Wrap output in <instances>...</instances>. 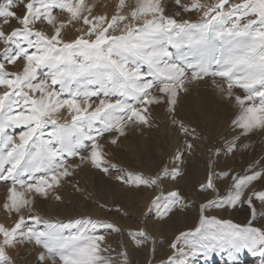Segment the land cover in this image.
Listing matches in <instances>:
<instances>
[{"label": "rangeland", "instance_id": "obj_1", "mask_svg": "<svg viewBox=\"0 0 264 264\" xmlns=\"http://www.w3.org/2000/svg\"><path fill=\"white\" fill-rule=\"evenodd\" d=\"M20 2L28 4L33 0ZM44 2L58 6L52 13L41 9L38 23L34 20L36 14L30 11L29 18L23 24L16 19L15 25L40 33L30 36L31 41L38 42L37 45L29 49L27 55L15 59L14 63H8L0 56V61H3L0 66V140L7 141L12 138L16 144H23L24 138H27L28 144L25 147L30 152H35L36 146L49 141L52 142L51 147L58 148L60 144L56 140V134L62 131L60 126H64V129L74 133L72 143L76 144L82 140L83 146L74 149L79 156L69 157L65 153L62 160L57 159V164H63L60 171L71 175H64L58 180L50 179L49 184L43 186V192L38 193L35 188H31L20 193L21 203L33 197L36 200L31 208L24 205L21 214L28 217L38 211L44 218L62 222L66 225L63 231L65 237L77 235L87 227L69 225V221L90 217L101 222H112L121 230L119 233L107 228H89L88 234L104 235L106 244L110 246V251L104 253L105 255H115L111 249L118 252L121 244L130 250L134 249L131 255L133 264H167L169 258L174 255V250L170 248L174 241L177 242L178 249H182L189 257L188 264H230V261L231 264H264V257L247 249L229 255L218 245L211 249L185 248L184 242L188 238L180 236L181 233L198 226L200 206L205 201L216 199L217 190L220 197L229 192L233 197L239 196L240 202L236 208H229L227 211L223 208L209 209L204 213L209 219L230 220L241 225L251 220L254 226L264 225V209L259 207L257 200L258 196H264V131L254 132L249 137L242 136L241 138L245 139H240L236 151L231 155L223 151L220 155H214L210 150L223 149L226 138L237 134L229 126L230 121L240 113V109H237L239 106L235 109L233 104H227L217 96V90L224 88L217 81H227L234 89L244 91L236 82L242 74L240 69L232 71L230 69L233 65L225 63L228 48L236 44L241 45L235 53L236 56L253 63H264V60H261V56H264V0H68L67 4H63V0ZM0 8L5 9L4 19L0 21V52L10 49L9 55L15 57L18 49L15 44L10 43V40L14 39L11 36L14 26L9 21L14 19L12 11L18 10L12 9L8 0H0ZM170 21L172 23H169ZM190 25L200 27L193 28ZM203 31L208 32L216 49L214 55L221 62L214 64L212 70L228 71L227 77L217 75L194 79L186 76L177 80L175 73L166 70L165 63L157 65L161 72L153 69L150 74L149 65L133 47L143 42L138 37L145 33H151L150 38L154 40L174 36L177 41H186L189 34L199 35ZM241 32L244 34L237 35ZM25 34L27 35V32ZM44 37H47V42ZM227 41H232L233 44L228 45ZM17 43L28 48V44L23 41ZM65 44L72 46L65 47ZM38 48L41 51L38 52ZM220 49L224 50L223 55ZM183 50L187 51L186 44ZM44 53H49L51 58L46 57ZM162 60L168 64L172 62L167 57ZM112 61H116V64ZM117 65L122 66L123 70ZM54 79L58 82L53 83ZM204 80L209 81L207 86L199 84ZM149 82L152 87H148ZM241 83L248 81L241 80ZM132 85H136L137 89L146 88V91L134 90ZM165 86L170 91L175 89L178 93L179 103L174 114L167 110L169 94L161 91ZM224 89L229 91L228 88ZM145 96L157 100L162 97L163 103H153L149 106L137 102V97L143 100ZM69 101H72V104H69ZM187 104L199 109L194 116L203 113L208 119L214 118L223 123L224 128L212 135V131L205 132L201 129V119L183 120L180 108ZM217 104L221 106L220 109ZM73 105H78V109ZM109 105L113 107L110 108ZM145 107L148 108L147 112L143 111ZM257 107L258 104H255L251 108ZM157 108L159 113L156 112ZM224 110L229 116L224 115ZM133 111L147 117V124L132 116ZM97 112L99 115H94ZM235 112L238 113L233 115ZM164 114L172 115L171 122L177 131L180 132L181 127L187 128L186 133L180 132L183 139L185 138V145L189 142L193 145L196 141L198 146H194L190 152L187 147L176 146L177 149H172L163 135L166 118ZM247 118L250 126L259 124L264 127V112L250 111ZM180 121L183 122L182 126H177ZM205 122L208 123V120ZM121 125L125 135L116 131ZM109 126L112 130H105ZM204 126L207 127V124ZM192 129H195V133ZM200 130L201 133L198 134ZM193 134L198 139H193ZM86 137H93L95 143ZM131 138L136 145L132 143ZM201 141L203 144H200ZM242 142L250 143L251 147L242 149ZM127 143L133 144L130 150ZM138 150L140 157L136 156ZM178 150L185 153L184 163L177 162L175 165L183 171V176L173 182L165 179L160 183L163 184L165 193L173 187L179 189L183 201L167 223L160 222L161 232H158L154 226L155 215L151 221L147 219L149 205L158 194V188L129 187L122 184L118 177L125 176L127 179L126 173L132 172L151 178L159 174L165 166L172 169V159L175 157L172 152ZM187 150L189 153H186ZM95 151L101 153L102 166L94 165L91 160V154ZM210 161L213 190L198 191L199 184L207 180ZM229 170L228 176L217 178V172ZM257 173L260 175H256ZM233 176L236 179H233ZM8 195L7 182H0V226H3L5 231L16 222V215L7 213L3 208ZM42 196L47 199H41ZM250 201H256L258 207L255 219H252L250 214ZM145 226L154 237L155 243L146 244L143 248H134L127 233L129 230ZM15 248L16 250L9 249L8 253L15 264H36L34 245L21 246L17 243ZM90 257L91 253L82 252L76 259L69 261V264H89ZM118 260L117 256V262ZM58 264L63 262L58 261Z\"/></svg>", "mask_w": 264, "mask_h": 264}, {"label": "snow or ice", "instance_id": "obj_2", "mask_svg": "<svg viewBox=\"0 0 264 264\" xmlns=\"http://www.w3.org/2000/svg\"><path fill=\"white\" fill-rule=\"evenodd\" d=\"M12 9V17L10 20L14 27L11 30V36L14 39L10 40V43L15 44L18 49L16 56L9 55L10 49L5 52H0V56L4 61L8 63H14L15 59H18L21 55H27L29 49L35 47L38 42L31 41L30 36L40 35V33L32 31L30 29L15 27L16 19H19L21 24L29 18V13H35L34 20L36 23L40 21L41 9H45L48 13H52L58 5L55 3H45L44 0H33L32 3L22 4L20 0H8ZM68 0H63V4H67ZM5 9L0 8V21L4 19ZM169 23H172L171 21ZM190 27L198 28V25H190ZM207 27V26H204ZM27 32V35L25 34ZM244 33H237V35H243ZM179 35V34H177ZM151 33H145L138 39L143 42L136 44L133 47L137 49L138 54L144 59L145 63L149 65L150 74L154 69L156 72L162 70L157 67L161 63H165L167 71L175 73V78L180 80L182 77L190 76L192 78L204 79L206 76H221L227 77L228 71H213L214 64H220V60L216 58L214 52L215 46L210 39L208 32H200L199 35L189 34L186 41H177L174 36H168L164 40L151 39ZM47 42V37H44ZM17 41H23L28 44V48H24ZM187 45V51L183 48ZM226 44L232 45V41H227ZM72 45L65 44V47H71ZM241 48V45H233L228 48V56L225 59V63H231L233 65L232 71L237 68L241 71V76L237 79V86L244 89V96H235L233 93L219 88L217 90V96L219 99L226 103H231L235 107L239 106L240 113L230 121V126L237 134L231 138H226L225 147L223 149L214 148L210 149L214 155H220L221 152L231 155L236 151L237 143L242 136H250L254 132L264 131V127L257 124L255 127L248 124L247 113L250 111L264 112V63H253L250 60L240 58L235 53ZM149 49H152L149 51ZM58 50V49H56ZM41 51L38 48V52ZM223 55L224 50L220 49ZM48 58H51L49 53H44ZM163 57H167L171 62L168 64L162 60ZM261 60H264V56H261ZM3 61H0L2 66ZM115 65L116 61H112ZM117 67H121L117 65ZM99 75V74H97ZM171 78V77H170ZM241 80L248 81V83H241ZM57 80H53V83H57ZM152 83L149 82L148 87H152ZM134 90L139 92L146 91V88L137 89L136 85H132ZM162 92L169 94L168 108L170 113L176 112V107L179 103L178 93L175 89L171 91L167 86L161 89ZM122 94V93H121ZM137 102L144 105H151L153 103H163V98L149 99L147 96L143 100L137 97ZM248 102L258 104L257 108L248 107ZM72 104V101L68 102ZM78 109V105H73ZM108 107H113L109 105ZM144 112L148 111V108L143 109ZM94 115H99V112ZM132 116L138 117L142 123L147 124V117L140 112L133 111ZM79 119V118H77ZM55 123V121H53ZM183 122H177V126H182ZM61 130L56 134V140L59 142L60 147H51V141L45 142L40 146H36L35 152H30L27 147L28 139L24 138L23 144H16V142L9 138L7 141L0 140V182H7L9 189V195L6 197V201L3 204V208L7 213H14L16 215V222L14 225L3 230V226H0V264H15V261L8 254L9 249L16 250L15 245L19 243L21 246L34 245L36 250V264H56V262H63V264H69V261L76 259L78 254L82 252L91 253L89 264H133L131 259L132 251L123 244L120 245L119 251L111 249L115 255H105L110 251V246L106 244V238L101 235H90L88 229L92 230L107 228L112 232L119 233L121 230L112 222H101L92 218L80 219L75 221H69V225H86L84 231L79 232L77 235L71 237H65L63 231L66 227L62 222H53L50 219L42 217L38 211H34L28 217L21 214V208L24 205L30 208L36 202L35 197L22 200L20 193L27 191L31 188H35L38 193L43 192V186L48 185L50 179L58 180L64 175H71V173L61 172L60 168L63 164H57V159H63V155L66 153L69 157L73 155L79 156L78 152H75L76 147L83 146V141H77L76 144L72 143V136L74 133L71 130L64 129V126H60ZM19 129V128H17ZM105 130L111 131L112 127L109 126ZM116 131L120 135H125L123 126L116 128ZM186 127H181V132H186ZM195 133V129H192ZM103 133H101L102 135ZM87 139L95 140L93 137H86ZM197 137L193 135V139ZM67 141V146H65ZM115 143V140L112 141ZM12 145V147H10ZM187 149L191 150L193 145L189 142L186 144ZM251 144L246 142L241 145L242 149H248ZM184 153L177 151L173 158V168L168 169L165 166L159 174L146 178L142 173L133 174L127 172V179L125 176H120L118 179L122 184L129 187H157V195L152 199L149 205V215L147 219L152 220V216L155 215L156 222H167L178 207H181L183 201L182 193L179 189L173 188L167 193L164 192L163 184L160 183L165 179L176 181L179 177L183 176V171L176 167V163H183ZM91 160L94 165L102 166L103 158L99 151H95L91 154ZM258 164L259 161H256ZM113 167H116L113 165ZM251 167V166H250ZM212 162L209 163V172L207 174V180L199 184L198 191H212L214 187L213 173L211 171ZM106 171V170H105ZM229 172H217V178H224L229 175ZM256 175H260L257 173ZM233 179H236L233 176ZM41 199H47L46 196H42ZM259 207L264 209V196H258ZM240 197H233L229 192L226 196L220 197L217 190V198L212 201H205L200 206V219L198 226L193 229L181 233V237H187L184 242V247L194 248L196 250L204 248H215L214 245L220 246L221 250L231 255L233 252H242L247 249L249 252L258 254L264 257V225L260 227L254 226L252 221L249 220L246 224H236L230 220H219L216 218L209 219L204 215L211 208H223L228 210L229 208H236L239 205ZM190 207V205H185ZM249 209L252 219H255L258 213V207L256 201L249 202ZM119 211V209H116ZM155 226V225H154ZM128 238L132 241L134 248H143L146 244H154L155 239L150 234L147 226L141 227L136 230H129ZM211 242V243H209ZM170 248L174 250V255L169 258L167 264H188L189 257L183 252L182 249H178L177 242H172ZM117 256L119 260L117 262ZM178 257H184L178 259ZM154 261V260H153ZM153 264V262H152ZM231 264V261H230ZM238 264V262H237Z\"/></svg>", "mask_w": 264, "mask_h": 264}, {"label": "bare ground", "instance_id": "obj_3", "mask_svg": "<svg viewBox=\"0 0 264 264\" xmlns=\"http://www.w3.org/2000/svg\"><path fill=\"white\" fill-rule=\"evenodd\" d=\"M41 26V25H40ZM212 80V79H211ZM211 80H210V82H211ZM214 80V79H213ZM217 80V79H216ZM222 80V79H221ZM209 83V81L207 80V81H205L204 80V82H199V84L201 85H206V84H208ZM217 83L219 84V85H221L222 87H224V88H228L229 89V91H232L233 92V95H235V96H237V95H239V96H244V91L242 90V89H234L233 88V86L232 85H229L228 84V82L227 81H217ZM234 83V82H233ZM193 84H196V83H193ZM198 85V84H197ZM207 86V85H206ZM200 87V86H199ZM199 87H198V89H199ZM204 87H202V89H203ZM221 88V87H220ZM154 89V88H153ZM211 89V88H210ZM156 90V89H155ZM206 90V89H205ZM214 90V89H213ZM226 90V89H225ZM209 91V90H208ZM207 91V92H208ZM212 91V90H211ZM197 92V91H196ZM151 93V92H150ZM155 92H153V94H154ZM159 93V92H158ZM195 93V92H194ZM212 93V92H211ZM190 95H191V93H190ZM204 95V94H203ZM203 95H202V99H203ZM213 95H214V93H213ZM148 96H149V94H148ZM185 96V95H184ZM192 96V95H191ZM190 97V96H189ZM204 99H206V98H204ZM167 101V100H166ZM202 101V100H201ZM188 102V101H187ZM209 102H211V100H209ZM218 102V101H217ZM185 104V103H184ZM221 104V102L219 103V105ZM227 104H229V103H227ZM226 104V105H227ZM256 103H253V102H248V107H254V105H255ZM155 105V104H154ZM205 105V103H203V106ZM218 105V104H217ZM218 105V106H219ZM178 106V105H177ZM186 106V107H185ZM185 106H183V107H181L180 109H182V113H183V120H193L194 121V118H196L197 120L199 119H201V122H202V126H201V129L202 130H205V132L206 131H208V132H210V131H212V135H216L217 134V130H220V129H222V128H224V127H222V124L223 123H221V122H219L218 120H215L214 118H212V119H208V117L206 116V115H202V114H200V115H197V116H194V114H196L198 111H199V109L196 107V106H194V105H185ZM213 106V105H212ZM231 106V105H230ZM229 106V107H230ZM234 106V105H233ZM201 107V106H200ZM199 107V108H200ZM220 107L221 106H219V109H220ZM152 108H154V107H152ZM215 108H217V107H215ZM234 108H235V106H234ZM239 107H237V109H238ZM211 109V108H210ZM232 109H233V107H232ZM236 109V108H235ZM153 110V109H152ZM160 110H161V107H160ZM177 110V109H176ZM206 110V109H205ZM217 110V109H216ZM226 110H227V107H226ZM226 110H224V115L225 114H227V113H225V111ZM156 112H160L159 111V109L157 108V111ZM164 112V111H163ZM203 112V111H202ZM219 112V111H218ZM221 112V111H220ZM239 112V111H238ZM237 112V113H238ZM155 113V112H154ZM230 113H231V111H230ZM236 112L235 113H233V115L234 114H237ZM210 114H212V113H210ZM222 114V113H221ZM158 115V114H157ZM165 115V114H164ZM213 115V114H212ZM237 115H239V114H237ZM247 115H248V113H247ZM166 116V118H165V121H164V124H163V135H164V137L167 139V141H168V143L170 144V146H171V148L172 149H174L176 146L177 147H185L186 148V145H185V142H184V139H183V137L180 135V132H181V130H180V132L179 131H177V129L175 128V126H174V124L171 122V116L172 115H170V114H166L165 115ZM210 116V115H209ZM215 116V115H214ZM219 116H220V114H219ZM222 116V115H221ZM227 116H229L228 114H227ZM227 116H223V117H226L227 118ZM218 117V116H217ZM236 117V116H235ZM180 119V118H179ZM195 119V120H196ZM206 119L208 120V123H206L205 121H206ZM223 119V118H222ZM227 119H229V118H227ZM227 119H226V121H227ZM182 120V121H183ZM198 120V121H199ZM222 122H223V120H221ZM196 122V121H195ZM194 122V123H195ZM203 122H204V124H203ZM225 123V122H224ZM205 124H207V127H205L204 125ZM200 125V124H199ZM230 128H231V126H229ZM229 129V128H228ZM226 131V130H225ZM204 132V133H205ZM230 132V131H229ZM232 132V131H231ZM186 133V132H185ZM199 133H201V130H200V132L198 131V134ZM222 133V132H221ZM220 133V134H221ZM234 133V132H233ZM132 134H135V133H133L132 132ZM161 134V133H160ZM197 134V133H196ZM232 134V133H231ZM230 134V135H231ZM185 135V134H184ZM188 135V134H187ZM186 135V136H187ZM194 135V134H193ZM224 135V134H223ZM229 135V134H228ZM207 136V135H206ZM251 136V135H250ZM254 136V135H253ZM252 136V137H253ZM260 136V135H259ZM217 137H218V135H217ZM229 137V136H228ZM244 137V136H243ZM242 137V138H243ZM249 137V136H248ZM255 137V136H254ZM189 138V137H188ZM193 138V137H192ZM213 138V137H212ZM220 138V137H219ZM224 138H226V137H224ZM241 138V139H242ZM251 138V137H250ZM259 138V137H258ZM257 138V139H258ZM132 139V138H131ZM158 139V138H157ZM196 139H198V137L196 138ZM209 139V138H208ZM245 139V138H244ZM244 139H242V140H244ZM261 139V138H260ZM128 140H130V139H128ZM133 140L134 139H132V143H133ZM145 140V139H144ZM190 140V139H189ZM202 140V139H201ZM224 140V139H223ZM249 140V139H248ZM252 140V139H251ZM136 141V140H135ZM134 141V142H135ZM186 141V140H185ZM205 141H206V139H205ZM204 141V142H205ZM209 141H211V138H210V140ZM254 142H257V141H255V140H253ZM187 142V141H186ZM202 142V141H201ZM200 142V144H203V142L201 143ZM207 142V141H206ZM205 142V143H206ZM241 142V141H240ZM249 142H251V141H249ZM131 143V144H132ZM142 143V142H141ZM145 143V142H144ZM150 143V142H149ZM242 143H244V142H242ZM252 143V142H251ZM258 143V142H257ZM129 145L128 143H127V145H128V149L130 150L131 149V147H132V145L134 144V145H136L135 143H133L132 145ZM138 144H139V142H138ZM145 145V144H144ZM213 145V144H212ZM253 145V144H252ZM256 145V144H255ZM258 145V144H257ZM140 146V145H139ZM147 146V145H146ZM197 147L198 146V143L195 141L194 142V144H193V147ZM254 146V145H253ZM262 146V145H261ZM142 147V146H141ZM177 147H176V149H177ZM194 147V148H195ZM260 147V146H259ZM133 148H134V146H133ZM252 149V148H251ZM257 149H259V148H257ZM140 150V149H139ZM138 150V151H139ZM134 151V149H132L131 150V152H133ZM169 151V150H168ZM174 151V150H173ZM183 151V150H182ZM185 151H186V149H185ZM193 151V150H192ZM251 151V150H250ZM128 152H130V151H128ZM177 152V151H176ZM176 152H172L173 154H172V156H175V153ZM189 152H190V150H189ZM188 152V150H187V152L186 153H189ZM193 152H195V151H193ZM192 152V153H193ZM208 152V151H207ZM136 153V152H135ZM130 154V153H129ZM133 154V153H132ZM137 155L136 156H141L140 155V151L139 152H137L136 153ZM185 154V153H184ZM144 155V154H143ZM142 155V156H143ZM161 155V154H160ZM189 155V154H188ZM131 156V155H130ZM134 156V155H133ZM171 156V157H172ZM191 156V155H190ZM169 158H170V155H169ZM229 159V158H228ZM167 160V159H166ZM165 161V160H164ZM170 161V160H169ZM168 161V162H169ZM184 161V160H183ZM167 162V161H166ZM172 162H173V159H172ZM230 162V161H229ZM170 163H171V161H170ZM184 163V162H183ZM186 164V163H185ZM182 165V164H181ZM232 165H233V163H232ZM150 167V166H149ZM146 168V167H145ZM154 168V167H153ZM137 169V168H136ZM149 169V168H148ZM147 169V170H148ZM156 170V169H155ZM154 172V171H153ZM187 176V175H186ZM92 177V176H91ZM189 177V176H188ZM95 178V177H94ZM185 180H187V179H185ZM182 181V180H181ZM93 182V181H92ZM173 182V181H172ZM184 182H186V181H184ZM177 183H178V181H177ZM188 183V182H187ZM191 183V182H190ZM185 184V183H184ZM186 185V184H185ZM93 186V185H92ZM94 187H96V186H94ZM104 187V186H103ZM180 187V186H179ZM186 187V186H185ZM100 188V187H99ZM174 188V187H173ZM94 189V188H93ZM102 190V189H101ZM104 190V189H103ZM105 190H107V189H105ZM109 190V189H108ZM111 192V191H110ZM103 193H104V191H103ZM108 193V192H107ZM198 193V192H197ZM197 195V194H196ZM195 196V195H194ZM140 198V197H139ZM140 200H141V198H140ZM143 200V199H142ZM178 220H181V219H178ZM168 222V221H167ZM166 222V223H167ZM156 223V225H155V228H156V231H158V232H161V229H160V227H161V223L159 222V223H157V222H155ZM154 224V223H153ZM170 224V223H169ZM175 224H177V223H175ZM180 223H178L177 225H179ZM184 224H185V222H184ZM173 225V224H172ZM168 227V226H167ZM174 227V226H173ZM180 227L182 228V226L180 225ZM175 228V227H174ZM180 229V228H179ZM134 247V246H133ZM31 261V260H30ZM29 261V263H31ZM33 261V260H32ZM25 262V261H24ZM25 263H28L27 261L25 262ZM22 264V263H21ZM57 264H58V262H57Z\"/></svg>", "mask_w": 264, "mask_h": 264}]
</instances>
